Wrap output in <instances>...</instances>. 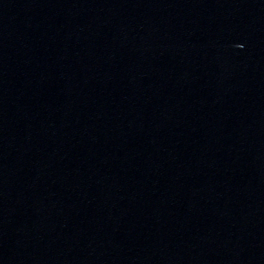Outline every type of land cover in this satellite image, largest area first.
Masks as SVG:
<instances>
[{"label": "water", "instance_id": "95a60500", "mask_svg": "<svg viewBox=\"0 0 264 264\" xmlns=\"http://www.w3.org/2000/svg\"><path fill=\"white\" fill-rule=\"evenodd\" d=\"M0 264H264V0H0Z\"/></svg>", "mask_w": 264, "mask_h": 264}]
</instances>
